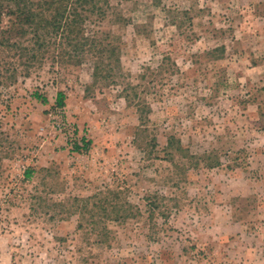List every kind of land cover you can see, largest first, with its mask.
Instances as JSON below:
<instances>
[{"label": "rangeland", "instance_id": "1", "mask_svg": "<svg viewBox=\"0 0 264 264\" xmlns=\"http://www.w3.org/2000/svg\"><path fill=\"white\" fill-rule=\"evenodd\" d=\"M108 2L115 82L0 70V264H264V0Z\"/></svg>", "mask_w": 264, "mask_h": 264}, {"label": "trees", "instance_id": "2", "mask_svg": "<svg viewBox=\"0 0 264 264\" xmlns=\"http://www.w3.org/2000/svg\"><path fill=\"white\" fill-rule=\"evenodd\" d=\"M109 8L108 0H0V57H4L0 61L8 65L0 70L10 73L8 79H11L18 71L17 63L25 68L22 72L28 76L29 69L45 59L74 66L92 59L95 63L94 79L106 74L111 82H115V76L122 75L119 51L106 34L96 29L107 17ZM224 51L225 48L221 47L209 54H223ZM167 62L176 69L170 57L164 56L158 70ZM32 96L43 104L47 103V99L38 93ZM64 99V94L58 92L55 107L63 108ZM140 120L143 122V117ZM174 142L178 144L174 137H170L167 147L172 148ZM89 144L85 142L84 147ZM81 149L77 145L74 147L79 152ZM31 175L32 170L26 169L25 179Z\"/></svg>", "mask_w": 264, "mask_h": 264}]
</instances>
